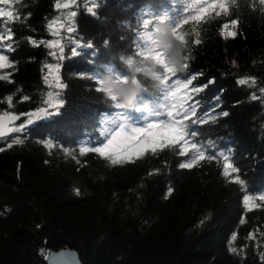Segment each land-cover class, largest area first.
Instances as JSON below:
<instances>
[{
	"label": "trees",
	"instance_id": "1",
	"mask_svg": "<svg viewBox=\"0 0 264 264\" xmlns=\"http://www.w3.org/2000/svg\"><path fill=\"white\" fill-rule=\"evenodd\" d=\"M192 2L0 0V10L13 12L11 20L0 17L5 37L0 53L12 65L0 70L8 75L0 80V115L19 117L11 126L17 130L0 139V264H47V255L62 249L75 252L80 264H264V200L259 199L264 196V5L259 0H225L227 15L213 12L197 26L199 44L192 43L193 22L179 30L187 33L188 59L182 64L188 66L169 83L196 76L184 90L185 107L196 109L185 123L197 136L188 139L206 155L216 153L215 159L180 168L193 153L181 156L177 148L112 165L95 152H80L102 147L111 118L128 111L114 109L96 91L98 77L117 69L128 75L120 56L143 59L138 55L143 20L156 25L165 13L192 15L185 10ZM64 3L70 7H57ZM53 22L55 31L49 27ZM224 24L235 37L221 35ZM57 40L60 46H47ZM246 78L249 83H238ZM144 84L149 92L135 108L162 111L163 94ZM135 108L130 121L143 122L148 113ZM220 153L238 169L229 178ZM237 177L242 185L230 182ZM245 195L253 198L251 210Z\"/></svg>",
	"mask_w": 264,
	"mask_h": 264
},
{
	"label": "snow or ice",
	"instance_id": "2",
	"mask_svg": "<svg viewBox=\"0 0 264 264\" xmlns=\"http://www.w3.org/2000/svg\"><path fill=\"white\" fill-rule=\"evenodd\" d=\"M4 4H9L10 0H2ZM234 3V0H233ZM261 5H264V0H259ZM204 6H200V5ZM58 8H69V3L58 4ZM219 9V11L217 10ZM229 4L225 2V0H212L211 3H208L207 0H193L192 3L187 4L185 10H192L194 14L187 15L181 17L179 12L172 13L170 16L168 13L163 15V19L172 26L173 36L182 44L187 46L188 41L186 40L187 33H181L179 30L183 25L189 24L193 22L194 26L192 28V33L195 35V39L192 41L194 44H199L201 41L199 39V28L198 25L206 22L207 18L214 12L215 16L219 17L222 13L224 15L228 14ZM92 9H90L91 11ZM73 16L75 12L71 13ZM0 17H7L9 20L13 19L12 11H4L0 10ZM238 21L233 19L231 21V28L235 29ZM55 22L49 25L50 30L55 31L54 28ZM143 26L146 32L141 34L140 41L138 42V48L140 51L138 55L143 57V59L151 58L153 61L161 64L163 66V59L158 49L155 46V41L152 38V29L155 25H150L148 20H143ZM229 24H224L221 29V35L225 38L235 37L236 32L229 31ZM71 29H69L70 31ZM5 39L3 35H0V40ZM7 39H11V34L9 33ZM35 43V42H33ZM49 48L60 46V41L57 40L55 43H49L47 45ZM9 50H11L12 46H7ZM79 47V46H78ZM61 51L63 48L61 47ZM77 52H73V55H76ZM188 57L184 56L183 60L187 61ZM11 63L9 62V58L6 54L0 53V70L11 67ZM187 63H183L182 67L187 68ZM51 68V66H49ZM140 68L137 66V71ZM164 77L161 81L162 88L161 93L163 94V98L165 103L161 105L162 111L155 109H140L135 108L137 111H143L148 113L147 116H144V121H137L134 125L129 118V110L127 112H117L115 116L111 118L109 121L112 124L111 129L106 130L105 139L106 143L101 141L102 147H82L80 149L81 154L87 153L89 151L95 152L99 154L101 158L108 160L112 165H123L125 163H135L136 160L144 158L147 154L151 153L155 155L157 151H163L165 149H177L179 150V155L184 156L187 155L189 151H192V156L187 162H181L179 164L180 168H192L199 161L203 160H212L216 158V153H210L206 155L205 150L199 144H197L194 139L190 141L188 139L189 136L195 138L197 136V132L190 127V125L186 124L185 121L191 119L192 116L196 115L195 107L186 108L185 103L187 101V93L184 91L192 85L194 79H196L195 75H191V78L177 77L173 82L169 83L170 77H176V71L166 66H163ZM105 75L111 76L113 79H117L119 82L126 83L127 82V74L123 73L119 69L115 71H110L109 73L102 74L98 77L97 81L102 79ZM0 80H8V75H0ZM96 81V82H97ZM11 82V81H9ZM134 83L136 81H133ZM252 83H255L254 78L251 79ZM208 83H213V81H209ZM240 84L249 83V79H240L238 81ZM98 84V83H97ZM57 85L59 87H63L57 80ZM206 87V85H205ZM195 92L202 91L201 87H194L192 89ZM96 91L99 92V87L96 88ZM264 91V90H262ZM51 95V94H49ZM8 101H12V97L9 96ZM27 99V97H24ZM115 98L113 97V100ZM55 106V105H53ZM116 110H120L117 104H111ZM39 111H43L40 109ZM224 116H227L228 113L224 112ZM149 117H154L153 122H148ZM179 117V118H178ZM19 119L18 116L10 115L5 112L3 115H0V129H3L5 126V121H13ZM215 119V117H213ZM32 121L29 120V123ZM197 120H192V124H196ZM203 123L204 121H199ZM23 127V125H21ZM8 131H16L17 129L9 128ZM4 135V131L0 130V136ZM110 137V138H109ZM20 143V140L16 141ZM9 147L11 145L9 144ZM46 147L51 148V144H47ZM3 150V149H0ZM220 156H223L225 163L223 164V173L226 178L231 177L233 173H237L238 169L233 165L232 162L229 161V157L220 153ZM79 163V161H78ZM230 182L243 184L238 177L231 180ZM171 192V190H169ZM76 194L79 195V189H76ZM260 200H264V196L259 197ZM253 200L249 195H245L243 197V202L245 208L247 210H251L255 205L250 202ZM243 219L241 223H243ZM251 238V235H250ZM236 239V235L233 234L232 240ZM232 252H235V248L229 249Z\"/></svg>",
	"mask_w": 264,
	"mask_h": 264
},
{
	"label": "clouds",
	"instance_id": "3",
	"mask_svg": "<svg viewBox=\"0 0 264 264\" xmlns=\"http://www.w3.org/2000/svg\"><path fill=\"white\" fill-rule=\"evenodd\" d=\"M152 38L162 56L163 66L176 72L183 71L182 61L186 46L173 36L172 26L163 19V15L160 16L158 23L152 29ZM120 60L128 70L127 82L122 83L105 75L97 81L99 92L106 101L117 104L120 109L132 110L136 107L141 95L149 92V89L145 87V80L150 82L152 90L161 91V81L164 77L163 66L151 58L137 62L132 57H125L123 54H121ZM137 66L140 68L139 71H137Z\"/></svg>",
	"mask_w": 264,
	"mask_h": 264
},
{
	"label": "water",
	"instance_id": "4",
	"mask_svg": "<svg viewBox=\"0 0 264 264\" xmlns=\"http://www.w3.org/2000/svg\"><path fill=\"white\" fill-rule=\"evenodd\" d=\"M14 116V115H13ZM18 119L13 121H5V126L3 129H0L4 131V135L0 136L1 138H4L12 133V131H8L7 129L11 128ZM47 264H80L77 254L73 251H70L69 249H62L58 252H52L47 255L46 258Z\"/></svg>",
	"mask_w": 264,
	"mask_h": 264
},
{
	"label": "rangeland",
	"instance_id": "5",
	"mask_svg": "<svg viewBox=\"0 0 264 264\" xmlns=\"http://www.w3.org/2000/svg\"><path fill=\"white\" fill-rule=\"evenodd\" d=\"M144 121V120H143ZM132 122V121H131ZM133 123V122H132ZM110 124V127L112 128V124L111 123H109ZM134 125H135V123H133Z\"/></svg>",
	"mask_w": 264,
	"mask_h": 264
}]
</instances>
